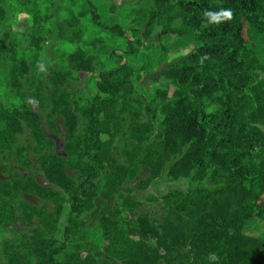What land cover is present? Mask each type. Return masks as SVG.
<instances>
[{
  "label": "trees",
  "instance_id": "16d2710c",
  "mask_svg": "<svg viewBox=\"0 0 264 264\" xmlns=\"http://www.w3.org/2000/svg\"><path fill=\"white\" fill-rule=\"evenodd\" d=\"M135 1L131 36L120 24L103 22L90 4L92 19L104 31L127 39L125 55L137 54L157 32L176 39L171 50L186 53L161 72L167 85L156 91L159 106H147L148 119L142 110L128 112L119 150L114 146L117 134L103 125L98 105L120 94L125 100L132 96L137 72L124 62V55L115 69L100 74L94 102L81 107L68 85L78 73L95 72L92 55L73 50L67 68L52 69L43 85L31 76L29 61L15 46L0 45V65L18 101L0 104L1 169L8 172L12 162L32 169L29 148L22 142L28 134L45 178L68 195L32 175L0 181V228L13 224L20 211L33 227L31 242L40 264H264V238L246 233L251 221L264 225V53L246 37L251 27L264 43V0ZM22 4L33 16L30 45L39 52L51 18L43 15L38 0ZM222 9L232 10V20L211 23L204 15ZM5 18V0H0V24ZM56 32L71 43L83 40L78 15L57 22ZM160 49L168 50L164 45ZM26 91L41 109L50 111L52 132H59L57 118L62 119L64 155L55 151ZM81 118L86 121L84 133ZM143 168L148 178L139 180ZM69 170L79 174L81 186ZM164 174L173 181L188 179L189 187L152 199L162 207L161 219L142 212L137 199L105 204L93 213L108 241L105 251L58 259L61 248L55 235L66 206L71 212L65 230L69 239L79 224L77 216L88 207V190L101 175L109 199L127 182L145 190ZM22 195L50 205L18 203ZM9 258L16 264L18 255L11 252Z\"/></svg>",
  "mask_w": 264,
  "mask_h": 264
},
{
  "label": "rangeland",
  "instance_id": "374dc122",
  "mask_svg": "<svg viewBox=\"0 0 264 264\" xmlns=\"http://www.w3.org/2000/svg\"><path fill=\"white\" fill-rule=\"evenodd\" d=\"M37 1V0H32ZM23 0H5L6 18L0 24V45L15 46L20 57L26 58L31 66V76L35 77L43 85L48 83L50 71L55 68H67V56L77 48H81L87 54L95 58V72L93 74L78 73L70 81L68 89L74 99L84 107L88 101L94 102L99 95L97 82L100 74L110 71L118 66V59L123 55L124 62L133 66L137 72L134 78V92L132 96L125 100L122 95L117 96L114 101L106 99L98 105L100 118L104 126L109 127L111 133H115L116 139L114 146L119 150L122 148L125 138V122L128 112L142 110L145 113L144 120H147V106L158 107L159 99L156 91L165 88L167 81L161 76V72L167 65L186 53L184 50L171 47L176 41L175 38L162 37L144 41V46L135 55H125L127 49V39L112 35L94 23L91 15L90 4L96 6V10L103 22L120 24L131 36V28L135 26L136 11L138 5L135 0H38L43 15L49 16L51 20L45 24L46 38L42 50L35 52L30 45V34L33 27V16L22 4ZM82 14V15H81ZM79 16V27L83 30V40L81 43H71L62 40L56 32L57 22H64L74 16ZM248 41L258 50L264 53L263 40L253 33L251 27L246 29ZM164 45L167 49H160ZM107 98L105 95H102ZM29 105L41 116L42 127L47 136L54 140L55 151L64 155L66 143V130L60 117L57 118L59 128L58 133L52 132L48 125L47 116L50 111L41 109L34 101V96L26 91ZM8 85L5 67L0 65V104L10 106L17 103ZM1 127V126H0ZM86 121L81 118L80 132L84 133ZM264 129V128H263ZM22 142L29 148L28 158L32 162V169H26L12 162L8 172L1 169L0 181H7L13 178L32 175L45 186L65 192L47 181L42 171V164L33 151V144L29 135L22 138ZM70 175L75 179L78 186H81L79 174L74 170H69ZM104 176L101 175L87 193L88 207L77 216L78 226H76L69 239L65 236V230L69 223L70 207L66 206L58 232L55 235L56 246L61 248L59 258H66L71 254L77 253L83 256L92 252H104L108 241L103 235L102 228L93 216V213L105 204H120L124 197L137 199L142 202L141 211L148 213L152 219H161L163 210L160 203L154 202L153 198H161L172 189L187 191L189 187L188 179L170 180L164 174L160 179L155 180L147 189L137 188V182H127L121 189L106 198L104 196ZM148 178V171L143 168L139 180ZM82 191V190H81ZM27 201L33 205H50L34 195H22L18 199ZM32 230L18 211L17 220L13 224H6L0 228V260L2 264H11L9 254L16 252L18 260L16 264H40L38 263L34 246L32 245ZM246 233L251 236L264 238V225L261 222H249L246 226Z\"/></svg>",
  "mask_w": 264,
  "mask_h": 264
},
{
  "label": "clouds",
  "instance_id": "9594fccd",
  "mask_svg": "<svg viewBox=\"0 0 264 264\" xmlns=\"http://www.w3.org/2000/svg\"><path fill=\"white\" fill-rule=\"evenodd\" d=\"M204 15L209 18L211 23H221L223 21H230L233 18V12L230 9H222L219 12L205 11Z\"/></svg>",
  "mask_w": 264,
  "mask_h": 264
}]
</instances>
